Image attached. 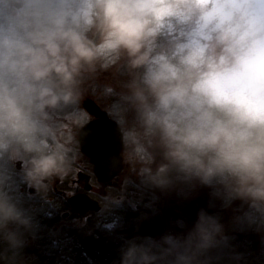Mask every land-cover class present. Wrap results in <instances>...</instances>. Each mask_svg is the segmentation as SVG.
<instances>
[{
  "label": "clouds",
  "instance_id": "obj_1",
  "mask_svg": "<svg viewBox=\"0 0 264 264\" xmlns=\"http://www.w3.org/2000/svg\"><path fill=\"white\" fill-rule=\"evenodd\" d=\"M101 71L117 130L149 189L193 201L180 232L134 236L114 264H240L232 226L264 231V0H0V161L45 194L89 132L62 137ZM70 111V112H71ZM113 161L115 158H112ZM14 168L0 167V264H27L35 231Z\"/></svg>",
  "mask_w": 264,
  "mask_h": 264
},
{
  "label": "flooded vegetation",
  "instance_id": "obj_2",
  "mask_svg": "<svg viewBox=\"0 0 264 264\" xmlns=\"http://www.w3.org/2000/svg\"><path fill=\"white\" fill-rule=\"evenodd\" d=\"M91 91L88 89L73 111L57 114L56 118H60L57 121L62 124V137L70 138L78 130L97 121L95 116L83 108L86 100L93 101L117 128L118 106L114 110L109 98L101 93L92 94ZM108 133L112 134L109 129H100V134ZM113 136L111 135L112 138ZM77 139H80L79 136ZM107 146V155L103 157L104 171L99 173L95 160L83 152L84 147L80 143L78 150L73 152V163L67 175L63 180H54L48 192L40 196L38 204L44 209L43 214L46 216L43 215L41 222L36 221L43 224L41 229L46 231L33 233L41 238L37 243H34L36 239L32 235L27 237L26 252L29 254L31 250L30 256L36 253L35 250H42L45 258L52 245L62 256L68 253L76 255L80 264H114L124 240L134 236L158 237L166 231L180 232L182 228L178 222L188 224L194 220L193 211L187 207L189 202L174 194L165 195L159 190L149 189L141 183L128 162L122 139L118 151L119 161L108 167L109 144ZM108 157L113 160L112 156ZM0 167L14 168L17 174L12 179L17 190L26 189L28 196L36 194L34 189L23 184L18 175L19 163L13 166L0 161ZM20 182L23 188L19 185ZM9 187L15 191L10 185ZM180 212L184 216L182 220L178 218ZM49 230L53 235L50 238L47 237ZM58 232L59 236H55ZM231 232L237 233L235 229ZM250 239L257 241L253 230ZM244 240L239 242L241 247L236 248L243 257L240 264H264V248L246 249L244 245L247 244V239ZM32 244L35 248H31ZM28 254L24 258L27 256L31 261L32 257ZM36 254L38 258L42 256L41 252Z\"/></svg>",
  "mask_w": 264,
  "mask_h": 264
},
{
  "label": "rangeland",
  "instance_id": "obj_3",
  "mask_svg": "<svg viewBox=\"0 0 264 264\" xmlns=\"http://www.w3.org/2000/svg\"><path fill=\"white\" fill-rule=\"evenodd\" d=\"M89 90H92L91 93L92 94H96V93H101L102 96L109 98L111 101L109 103H111L114 106V110L117 108V97L115 92L117 91L116 89V82L112 77L111 72L109 71H101L97 77L95 78V80L91 83V86L88 88ZM90 93V92H89ZM117 111V110H116ZM57 119H60L59 117ZM14 181L13 183L10 184L11 187L14 188L15 191H19L20 194L22 195V198L24 200L25 206L28 207L33 215V222L35 224V231L34 233L36 234H40L42 232H45L46 230H42V226L43 224H39L37 221L41 222V220L43 219V214L45 211L43 208L40 207L39 203V198L41 196V194H35V195H31L28 196V192L26 189H20L17 190V185H14ZM19 185H22V183L20 182ZM23 188V185H22ZM34 192V191H33ZM189 202V203H188ZM206 202H207V194L202 193L200 198L197 200H193V201H187L188 206L192 211H193V219H195V215L197 210L200 207H205L206 206ZM235 212H231V210L228 211H220L219 209H216V211H219V214L222 217V222L225 223L227 229H228V235L230 237V244L231 246L236 250V248L239 246V237L240 236H244L245 238H249V234L251 233V230L255 231L254 228H249L246 225H239V226H232L231 225V219L233 217V215H243L244 211H247L246 208H241L240 205L237 203V207L235 206ZM172 214H170L171 217ZM46 216V215H45ZM44 216V217H45ZM184 216H181V212L179 213V217L181 220ZM37 220V221H36ZM237 232L235 234H233L231 231L234 230ZM256 232V231H255ZM51 230H49V232H47V237L50 238L53 235L50 234ZM61 233V232H60ZM31 236V235H30ZM55 236H59V232L57 233V235ZM256 236H257V241L259 242L260 246L262 248H264V231L257 233L256 232ZM32 237H34L36 240L34 241V243H37V240L40 241L37 235L32 234ZM246 238V239H247ZM248 245V244H246ZM31 248H35L34 244H32ZM241 246L238 247V249ZM30 248V249H31ZM27 250V246L25 247V249L23 250V256L25 257L26 254H28ZM29 250V249H28ZM36 253H42V250H35ZM54 250L50 249L47 251L48 254H52ZM26 252V253H25ZM70 252V251H67ZM31 253V250H29V254ZM33 253L31 254V256L28 254V256L32 257L31 261H29L28 257L26 256V262L27 263H31V264H39V263H45L44 259L42 258V256H39V258L37 257V254ZM36 254V255H35ZM44 256V255H43ZM46 264V263H45Z\"/></svg>",
  "mask_w": 264,
  "mask_h": 264
},
{
  "label": "water",
  "instance_id": "obj_4",
  "mask_svg": "<svg viewBox=\"0 0 264 264\" xmlns=\"http://www.w3.org/2000/svg\"><path fill=\"white\" fill-rule=\"evenodd\" d=\"M83 108L90 115L95 116L97 118V121H94L83 128L84 130L89 132V135L87 137L79 138L81 140L82 147H84L83 152L95 160L97 171L100 173L101 171H104L103 169L105 166V160L103 159V157L107 155V144H109L108 156H112V158H115V160L113 161L110 160V158L107 156L108 167L112 163H115V161H119L118 151L120 149L121 139L116 128V124L111 122L107 118L106 114L102 112L97 107V105L93 103V101H84ZM102 128H105L107 130L109 129L112 134H100V129ZM111 135H114L113 138L111 137ZM99 173L97 174L99 175Z\"/></svg>",
  "mask_w": 264,
  "mask_h": 264
},
{
  "label": "trees",
  "instance_id": "obj_5",
  "mask_svg": "<svg viewBox=\"0 0 264 264\" xmlns=\"http://www.w3.org/2000/svg\"><path fill=\"white\" fill-rule=\"evenodd\" d=\"M235 206L237 207V204ZM244 239H245L244 236H240L239 242L245 241ZM247 244L248 245H244L246 247V249H254V248H260L261 247L258 241H251L250 234H249V238H247ZM53 248L54 247L51 245L52 250H54ZM42 258L44 259V262L45 261L49 262L46 264H80L77 261L76 255L68 253V254H65V256H62L61 253L59 254V252H56L55 250L52 252V254H46L45 258L42 254ZM39 264H43V263L41 262ZM82 264H84V262Z\"/></svg>",
  "mask_w": 264,
  "mask_h": 264
}]
</instances>
